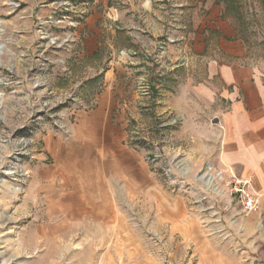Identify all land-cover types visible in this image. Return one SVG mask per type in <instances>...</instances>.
<instances>
[{"label": "rangeland", "instance_id": "1", "mask_svg": "<svg viewBox=\"0 0 264 264\" xmlns=\"http://www.w3.org/2000/svg\"><path fill=\"white\" fill-rule=\"evenodd\" d=\"M92 2L0 0V264H264L263 221L240 211L231 172L205 157L214 121L195 116L181 94L177 71L203 69L205 53L189 38L203 33L204 3L193 15L183 0H110V9L97 12ZM214 4L243 42V58L264 63V0ZM170 36L175 78L163 72L146 81L160 89V110H138L142 122L126 110L127 122L115 127L135 157L123 158L128 172L109 178L102 222L95 205L81 203L77 158H64L58 144L66 146L76 125L92 117L109 58L143 56L141 44ZM208 166L224 179L202 177L216 176ZM175 195L186 204L189 233L154 219L160 204L175 209ZM61 198L77 205L65 208Z\"/></svg>", "mask_w": 264, "mask_h": 264}, {"label": "crops", "instance_id": "2", "mask_svg": "<svg viewBox=\"0 0 264 264\" xmlns=\"http://www.w3.org/2000/svg\"><path fill=\"white\" fill-rule=\"evenodd\" d=\"M183 1L194 6L193 15L197 3H204L207 13L199 25L203 33L189 38L195 52L205 53L203 69L198 72L187 69L186 73L181 69L177 71L184 78L182 97L195 116L202 112L214 121V136L211 139L214 145L205 155L213 167L239 178L251 179L254 190L260 195L259 207L252 211L251 218L257 224L262 220L264 229V63L243 58L246 55L245 46L235 37L233 25L222 17L214 0ZM109 4L110 0H93L91 8L97 12L100 7L110 9ZM194 21L192 29L196 30ZM112 27L109 24L114 31ZM166 40L141 44L143 56L138 57L134 53L126 61H119L114 56L109 58L104 71V88L97 95L92 117H84L76 125L75 136L66 146L58 144V153L65 148L64 158H77L83 186L81 203L95 205L98 215L103 214L100 216L102 222H105L104 212L108 210L107 199H110L109 178L117 171L128 172V162L124 163L123 158L135 157L133 149L122 148V134L119 130L115 133V127L127 122L124 117L126 110L131 111L132 118L140 122L143 120L138 110H160V89H156L158 85L154 80L146 82L147 78H154L156 73L163 72L169 78H175V38L170 36ZM160 43L162 46H159ZM90 48L91 53L96 49ZM136 70L140 72L136 73ZM149 73L154 75L148 76ZM121 78L127 80L124 87ZM138 79L145 80L140 90L132 86V81ZM114 109L118 110L116 118ZM60 158L58 156L59 163L62 162ZM58 169L57 172L61 173L62 170ZM89 182L92 186L87 187ZM75 200L77 198H61L58 204L70 208L77 205ZM160 206V212L154 218L157 222H169V231L173 230L172 223L175 222V233H189L188 214L182 197L175 195V209L171 205Z\"/></svg>", "mask_w": 264, "mask_h": 264}, {"label": "built area", "instance_id": "3", "mask_svg": "<svg viewBox=\"0 0 264 264\" xmlns=\"http://www.w3.org/2000/svg\"><path fill=\"white\" fill-rule=\"evenodd\" d=\"M208 168L209 170L213 169L211 166H208ZM213 170L215 171L216 176H213L210 172L206 171L203 173L202 177H208L209 182L210 180L217 182V179H224L223 171H217L215 169ZM228 177L230 178V181L228 182L230 187V194L236 197V201L240 206V211L242 213L248 214L257 209L258 197L257 192L253 188L251 179L239 178L234 176L233 174Z\"/></svg>", "mask_w": 264, "mask_h": 264}, {"label": "bare ground", "instance_id": "4", "mask_svg": "<svg viewBox=\"0 0 264 264\" xmlns=\"http://www.w3.org/2000/svg\"><path fill=\"white\" fill-rule=\"evenodd\" d=\"M55 171H57V169Z\"/></svg>", "mask_w": 264, "mask_h": 264}]
</instances>
